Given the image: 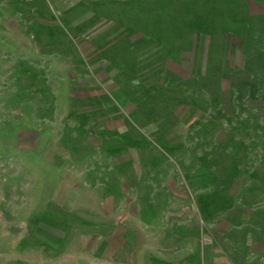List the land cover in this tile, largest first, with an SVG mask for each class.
Listing matches in <instances>:
<instances>
[{"label": "rangeland", "instance_id": "rangeland-1", "mask_svg": "<svg viewBox=\"0 0 264 264\" xmlns=\"http://www.w3.org/2000/svg\"><path fill=\"white\" fill-rule=\"evenodd\" d=\"M165 8L108 75L0 0V264H264V0Z\"/></svg>", "mask_w": 264, "mask_h": 264}, {"label": "crops", "instance_id": "crops-1", "mask_svg": "<svg viewBox=\"0 0 264 264\" xmlns=\"http://www.w3.org/2000/svg\"><path fill=\"white\" fill-rule=\"evenodd\" d=\"M42 1L43 5L50 10L51 15L53 17H56L57 19L63 18V20L72 29L78 31L84 30L86 32L92 28L96 29V34L94 36L95 45L92 47V51L94 50L95 53L100 56L98 63H100L101 69L106 71L108 75L114 69L112 64H119L121 59V54H119L120 51H116L113 53L110 51V48L114 46L115 43L112 44V41L109 40H122L123 38H125L129 41V50L133 48L135 49L136 47L139 48V51L136 52V57L129 59L130 62H128V64L130 66H127L124 62H122L125 65L124 69L128 71L135 70V65L140 62V59H145L149 56V54H152V52L150 51L153 48V45L143 47L142 44L139 45L138 42H144L147 37L149 38L150 33L155 27V25L150 26L148 23L147 29H142L139 23H141L144 18L147 19L149 22H156L159 12H162L163 9H166L165 5L169 6L176 4V0ZM162 14H164V12ZM103 24L105 25L103 26ZM136 24H139V26L136 27ZM128 29L131 33H124ZM116 49L118 48L116 47ZM181 54L184 55L190 53L187 52V50H184L181 51ZM139 55L140 58L138 60L137 56ZM127 67L129 69H127ZM113 78L112 76L109 78V81H111V83H114V80L116 79ZM132 82H134V80H132ZM124 85L132 86V83L129 82L125 83Z\"/></svg>", "mask_w": 264, "mask_h": 264}]
</instances>
